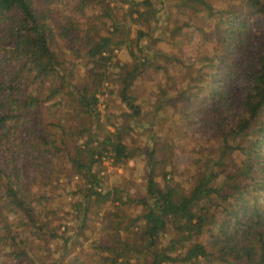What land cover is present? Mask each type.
Here are the masks:
<instances>
[{
	"label": "trees",
	"instance_id": "16d2710c",
	"mask_svg": "<svg viewBox=\"0 0 264 264\" xmlns=\"http://www.w3.org/2000/svg\"><path fill=\"white\" fill-rule=\"evenodd\" d=\"M242 1L247 14L242 17L234 12L224 22L221 34L225 51L233 43L250 48L249 19L264 16V0ZM123 2L128 5V20L136 24L144 18L138 3ZM143 4L151 9L150 2ZM52 12L48 7L36 10L32 0H0V127L12 124L18 129L16 146L26 159L25 173L33 172L31 181L19 177L15 156L6 154L0 136V264H62L48 259L45 251L40 253L46 243L59 239V235L49 226L54 211L47 205V195L41 189L27 187L39 175L49 179L53 158L68 147L67 140L56 138L48 125L39 123L33 114L39 99L26 92L28 86L55 77L62 70V56L53 48L56 34ZM150 16L155 18V10H151ZM65 19L66 23L58 27L59 40H66L71 31L79 30L74 20ZM115 30L119 31V25ZM119 45V41L109 37L94 41L86 32L84 55L88 61L104 64ZM242 62L240 74L246 83L241 106L232 113L233 125L222 131L223 144L212 166L204 167L188 191L183 188L164 191L159 187L157 179L165 180L171 172L160 170L161 148L156 149L153 144L144 152L146 196L134 199L121 189L101 192L100 171H94L96 164L106 154L111 164L119 168L135 149L131 151L123 143V132L118 127L106 131L95 145L88 142L74 145L68 160L76 167L74 175L85 180V185L78 186V194L88 199L85 205L75 204L81 229L87 226L89 203L99 209L108 202L112 206V210L104 209L98 217L97 228L102 234L91 244L96 251L93 264H264V47L254 59ZM149 66L166 71L160 65L153 67L149 60L134 62L130 70L122 66L119 96L126 108L122 117L132 120L141 117V106L130 93L134 82ZM212 68L220 71L221 76L203 82L228 116L230 105L224 100L227 92L223 87L232 74L215 63ZM189 84V89L179 93L186 102L191 101V95L196 96L191 92L194 82ZM93 88V93L87 96L85 86L84 93L75 98L87 113L94 112L98 102L96 85ZM59 93V87L49 89L45 100H52ZM231 159L235 160L230 162ZM127 205L140 209L133 219L127 213L119 215ZM139 220L147 224V229H137L140 237L135 241L128 233ZM203 234L207 235L205 244L197 242ZM68 242L64 238V246ZM37 252L43 256L38 257Z\"/></svg>",
	"mask_w": 264,
	"mask_h": 264
},
{
	"label": "rangeland",
	"instance_id": "374dc122",
	"mask_svg": "<svg viewBox=\"0 0 264 264\" xmlns=\"http://www.w3.org/2000/svg\"><path fill=\"white\" fill-rule=\"evenodd\" d=\"M32 1L36 10L46 7L53 10L56 34L53 48L62 56L63 64L59 74L28 86L26 92L39 99L38 107L33 110L39 123L48 125L56 138L63 137L68 144L58 158H53L54 166L48 173L50 178L39 175L27 186L41 189L47 195V205L54 211L49 226L59 235V239L46 243L40 253L45 251L48 259L62 264H93L96 251L91 244L102 234L97 228L98 217L104 209L112 210V206L108 202L99 209L89 203L87 226L81 229L75 204L85 205L88 199L78 194V186L85 185V180L74 175L76 167L68 160L74 145L84 142L95 145L106 131L118 127L123 132V143L131 151L135 149L131 158L119 168L111 164L106 154L96 164L94 171H100L101 192L121 189L134 199L146 196L147 159L144 152L153 144L156 149L161 148L159 156L163 168L160 170L171 172L167 179H157L159 187L164 191L171 188L188 191L204 167L212 166V160L223 144L222 131L233 125L232 113L241 106L246 83L240 74L242 61L254 59L264 47V16L249 19L250 48L233 43L229 51H225L221 34L225 30L224 22L234 12L242 17L247 14L242 0H127L138 3V8L145 13L136 24L126 18L128 5L124 0ZM146 1L151 3V9L143 4ZM151 10H155L154 19L150 16ZM65 17L74 20L79 30L71 31L66 40H59L58 27L66 23ZM116 25H119V31L115 30ZM86 32L94 41L102 37L119 41L120 45L107 56L106 63L88 61L85 57ZM167 57L174 60H166ZM145 60L166 71L149 66L134 82L130 95L141 106V117L127 119L121 116L126 108L119 96L120 79L124 75L122 66L130 70L134 62ZM214 63L232 74L230 79H225L223 87L227 92L224 100L230 105L228 116L224 115V108L220 109L213 91L203 82L206 78L212 81L221 76L220 71L212 68ZM99 81L102 82L97 84ZM189 82H194L191 92L196 96L190 94L191 101L186 102L179 93L189 89ZM95 85L96 110L87 113L75 98L84 93L85 86L89 96ZM58 87L59 95L46 101L49 89ZM0 136L7 148L6 154L15 156L19 177L31 181L33 172L25 173L26 159L16 146L18 129L12 124L4 125L0 127ZM73 193L76 194L72 196ZM139 211L138 207L127 205L121 208L119 215L127 213L133 219ZM134 224L128 235L137 241L140 237L137 229H147V224L140 220ZM64 238L69 239L65 246ZM197 242L205 244L207 235H201ZM37 256L43 255L38 253Z\"/></svg>",
	"mask_w": 264,
	"mask_h": 264
}]
</instances>
